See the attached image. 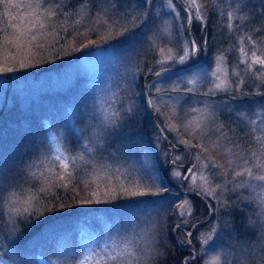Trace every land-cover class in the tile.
Wrapping results in <instances>:
<instances>
[{
	"label": "rangeland",
	"instance_id": "1",
	"mask_svg": "<svg viewBox=\"0 0 264 264\" xmlns=\"http://www.w3.org/2000/svg\"><path fill=\"white\" fill-rule=\"evenodd\" d=\"M180 1L172 0L174 8L167 6L168 0L149 4L144 0H46L41 7L35 6L39 0H10L11 4L33 5L20 10L0 4V69H12L0 71V109L7 91L13 105L16 100L24 106L29 96L49 99L51 138L67 136L77 149L67 151L62 141L52 140L46 151L54 152L59 143L58 154L68 160L69 168H75L78 180L90 181L83 199L101 201L71 206L76 213L80 210L86 222L61 231L54 240L59 255L46 249L52 256L42 258V264H90L96 254L93 249L103 252L96 247L103 239V247L116 250V256L111 253L114 264H164L169 257L179 261L172 233L189 252L184 264H264V181L254 179L264 175V150L260 148L264 99L239 95L240 91L264 92V68L252 64L251 56L253 50L257 56L264 55V40L252 45L245 26L235 23V8H230V17L220 12L217 18L215 45L207 25V52L201 51L195 64L190 60L181 64V47L190 48L188 30L180 27L186 9L181 5L188 7L191 0ZM196 3L202 5L200 14L208 24L205 2ZM191 11L195 16V10ZM23 13L27 15L21 21ZM9 16H17L11 23L21 26L11 27ZM192 31L199 45L200 30L194 21ZM241 47L247 57L239 52ZM162 68L170 69L154 74ZM221 80L230 88L240 80L243 84L235 96L210 92ZM124 84L123 91L130 92L128 100L118 96ZM62 89L69 90L68 96L57 94ZM121 99L127 101L134 124L146 128L149 142L135 135L136 130L124 132V126L110 135L109 125H104L110 110L107 105ZM253 100L256 103H250ZM71 107L87 126L84 133L73 128ZM250 134L261 141L251 139ZM237 143L239 148L234 146ZM73 156H83V160H72ZM173 161L177 167H172ZM163 167L175 186L186 189L177 197L175 190L164 187ZM244 167L252 169V177L234 175ZM171 172L181 175L173 177ZM204 187L214 191V198L203 192ZM27 188L13 192L1 208L0 218L3 214L9 225L7 233L19 220L39 219L47 200H63L58 188ZM124 190L159 195L131 197L122 194ZM25 201H30L29 213L13 211ZM90 213L94 214L91 219H98L90 221ZM12 249L0 246L6 253L1 254L7 260L4 264H16Z\"/></svg>",
	"mask_w": 264,
	"mask_h": 264
},
{
	"label": "trees",
	"instance_id": "2",
	"mask_svg": "<svg viewBox=\"0 0 264 264\" xmlns=\"http://www.w3.org/2000/svg\"><path fill=\"white\" fill-rule=\"evenodd\" d=\"M203 1L209 12L207 25L210 30L209 37L211 42L212 37L216 36L215 30L217 29V18L220 12L226 16L230 8H235L237 12V14L233 13L235 15V23L245 26L247 34L252 35L254 37L252 38L261 45L262 40H264V32H260L259 35H257V32L264 29V0H231L230 3H227L226 0ZM226 17L228 18V16ZM263 47L264 44L262 48ZM115 84L119 86L118 82ZM123 89H125V84L119 89L118 96L120 93L121 97H119L123 99L124 96L125 99L130 96V92L123 91ZM68 91L62 89L58 91L57 94L66 96ZM52 94H50V97H52ZM8 96L9 92L7 91L3 101L4 106L0 109V215L2 213L1 208L2 206L5 207L10 195L13 192L16 193L17 191L28 189L27 187L40 189V187L51 186L58 188L62 192L63 200H61V202H59V199L47 200V204H43L44 209L39 219L36 221L34 219L35 222L19 220L20 223L15 226L14 230L12 229L11 232L8 233L7 230L9 225L3 220L4 215L2 214V219L0 218V220L3 221H0V246L7 245L13 248L12 251L15 253L14 257L16 264H42V258H45V256L50 257L52 255H59L54 240L61 234V231L66 232L73 230L82 221L86 222L82 219V215L79 214L80 210L77 211V215V213L72 210L73 208L71 206L84 200L83 197L87 193L88 188H90V181L80 182L77 178L75 168L73 167L66 170H62V166L57 167V164L61 162H57L54 158L55 155L58 154L56 153V149L49 154L48 159H43L37 152V148H41V151H46L51 147L52 138L50 132L53 127L48 124V120L52 116L50 115V108H52L50 100L35 99L29 96L26 97L27 101L24 106H21L16 100L14 103L17 104L13 105V102H10ZM122 99L119 102L107 105L110 110L106 119L115 121L113 124L104 123L107 127L109 125L108 128L111 131L110 135L116 134L118 129L122 131V127L124 126V132H128V129L136 130L135 135H141L144 137V141L149 142V134L146 128L143 125L139 127L134 124V117L129 115L127 109V101L124 102ZM126 100H128V98ZM72 109L73 107H71L70 112L73 128H77L79 132L84 133L87 126H85L83 120L76 115V109H74L75 111ZM97 111H95V114H97ZM135 126H138L140 129L135 128ZM67 127L70 126L67 125ZM112 127L115 128L112 130ZM14 129H17V131L12 135ZM10 137H15V139ZM254 137V134H250L251 139H254ZM57 138L63 142L67 151L77 149V144L73 140H67V136H58ZM45 144L47 145L46 149L42 147V145ZM33 160H36V165L34 167H28V165L32 164ZM40 160H43L42 164ZM57 172L63 175L64 178L62 181L56 179ZM162 181L167 190L176 191V197L179 193H183L170 186L164 177ZM61 184L64 185L63 188L60 187ZM172 202L170 205L173 204ZM68 206L71 207V210L67 208ZM90 207H92V205H89L87 208ZM93 215L91 216L90 213V221L98 219V217L91 219L94 217ZM200 219L203 220V218ZM90 224L93 223L90 222ZM45 228H48L49 231H44ZM101 236H103L102 232L100 233V237ZM171 236L173 240L172 247L178 249L176 258L180 260L176 261L169 257L164 261V264H184L182 260L190 257L188 254L189 252L186 247L179 244L173 233ZM103 238H105V236ZM13 240L14 242H12ZM6 241L11 243L8 244ZM42 241L46 242L45 248L42 247ZM103 242L104 239L96 244V247H100L103 252L98 248L97 250L93 249V251H96V254L88 261L91 262L90 264H114L111 259V253L116 256V250L109 246L103 247ZM46 249H49L52 255H47L45 253ZM1 254L6 253L0 250V255ZM107 257H110V260H108Z\"/></svg>",
	"mask_w": 264,
	"mask_h": 264
},
{
	"label": "snow or ice",
	"instance_id": "3",
	"mask_svg": "<svg viewBox=\"0 0 264 264\" xmlns=\"http://www.w3.org/2000/svg\"><path fill=\"white\" fill-rule=\"evenodd\" d=\"M144 3L145 4H149L151 3V0H144ZM0 4H3L5 6V8H9V7H14L16 8L17 10H20L22 7H33V5H26V6H22L21 4H11L10 3V0H0ZM46 4V0H39V2L35 5L36 7H41V6H45ZM169 8H174V4L172 2V0H168V5H167ZM181 7L183 8V5H181ZM202 5H199L196 3V0H191V3H189L188 5V8L187 9H184V20L181 22L180 24V27L181 28H187L188 30V33H189V44H190V48L189 49H185L183 47H181L180 51L183 52V55H180L178 57V60L181 64L185 63L186 61H191V63L195 64L197 59H198V55L201 51L203 52H207V46H208V38L206 36V30H207V23L205 22V19H204V16L200 14V9H201ZM189 9L191 10H195V13L196 15L194 16L192 14L191 11H189ZM173 15H177L176 13H172ZM23 15H27V13H23L21 15V17H19V19L22 21V18H23ZM148 15V14H146ZM221 15H223V13H221ZM227 15L230 17L231 16V13H227ZM18 17L17 16H9V23L11 24V27L13 28H19L21 25L20 24H15V23H11L12 21H15L17 20ZM193 21L195 23V25L197 26V28L200 30V44L197 45L196 44V41H195V38L192 36V31H191V27H192V24H193ZM31 23V22H30ZM33 27H35V24L32 25ZM229 28L231 29V25H229ZM236 30H239V27H237ZM260 32H264V29H261L257 32V35H259ZM246 38L249 40V42L252 44V45H255L256 44V41L255 40H252V37L250 35L246 36ZM33 39H35V37H33ZM107 39V38H105ZM212 42H213V45H215V37H212ZM92 43H96L95 41H93ZM239 52L240 53H243L245 57H247L248 53L245 51V49L243 47L239 48ZM251 56H252V64L254 65H260L261 68H264V55H260V56H257L256 55V51L253 50L252 53H251ZM173 57H169V60H172ZM215 59L216 57H214V62H215ZM243 63L247 64V59H245L243 61ZM21 67H24L25 65L23 64V62H21ZM250 67V65H249ZM0 71H3V72H10L12 71V69L10 68H3V69H0ZM236 75L238 76L239 73H236ZM212 76H216V72H212ZM262 83H264V80H262ZM243 84V80H240L237 84V86L235 88H230L223 80H221L219 83H216L214 85V88L212 89H209L210 92H214V91H224V92H231V94L233 96H235L237 94V90L239 89L240 85ZM188 91H191V89H188ZM239 95L241 96H248V95H253V96H260L262 99H264V92H256V93H248V92H243V91H240L239 92ZM250 103H256V101H250ZM240 115H243V114H240ZM105 123L107 124H113L115 123V121L109 119V120H106ZM197 127L199 128L200 125L198 124ZM221 128L223 127L222 125L220 126ZM234 135H235V132H234ZM221 136L224 137V138H228L226 133H223L221 132ZM254 139L258 142L261 141V137L257 136V137H254ZM52 140L53 141H58V138L53 135L52 136ZM182 143H186L185 141H182ZM235 147L239 148L240 145L237 143L234 145ZM43 148H47V145H42ZM260 148L261 150H264V142L260 143ZM55 149H56V153H60L61 152V146L59 143H57L55 145ZM227 152L231 153L232 152V149L230 148H226L225 149ZM205 151H207V149H205ZM37 152L39 153V156L42 157L43 159H48V156H49V151H41V148H37ZM252 155L255 157L256 156V153L253 152ZM55 160L57 162H61V163H58L57 164V167H61L62 166V170H66L69 168V163H68V160L60 155V154H57L55 155ZM72 160H83V156H80V157H71ZM41 164L43 163V160H40ZM229 163L231 164V161H229ZM245 165L247 164V161L245 160ZM36 165V160H33L32 164L31 165H28V167H34ZM177 163L176 161H173L172 162V167H177ZM214 167L216 168H223L222 165H219V164H215ZM256 167H261V165L259 163H257ZM191 171V170H189ZM221 175H226L227 173L226 172H222V173H219ZM243 174H247L249 177H252L253 173H252V169L251 168H248V167H244L242 172H234V175L235 176H241ZM171 176L173 177H180V172H171L170 173ZM63 175H61L60 172H57L56 173V179L57 180H63ZM254 179L256 180H260V181H264V175H257L254 177ZM193 183H194V180H193ZM207 183V181L205 182ZM61 188L64 187L63 184L60 185ZM41 191L43 192L44 189H41ZM203 192L210 196V197H213L214 198V191L212 190H209L207 187H204L203 188ZM122 194H126L128 196H131V197H135V196H143V195H146V194H151V195H159V193H144V192H128L127 190H124V193ZM93 196H97L98 193L96 192H93L92 193ZM53 199H55V197H53ZM93 202H96V203H100L101 201L97 200V201H92V200H82L80 201V203H93ZM225 207H227V205H225ZM13 211L15 212H23V213H29L30 212V201H25L24 204H21L19 207H16V208H13ZM29 219H31V216H29ZM177 228L180 227V225H176ZM187 236H191V233H186ZM205 243H208V240H205Z\"/></svg>",
	"mask_w": 264,
	"mask_h": 264
},
{
	"label": "water",
	"instance_id": "4",
	"mask_svg": "<svg viewBox=\"0 0 264 264\" xmlns=\"http://www.w3.org/2000/svg\"><path fill=\"white\" fill-rule=\"evenodd\" d=\"M178 1L181 2L180 0H178ZM181 4H182V3H181ZM183 6H184L186 9L188 8V7L185 6L184 4H183ZM189 11H191V10L189 9ZM191 12H192V11H191ZM191 31H192V30H191ZM192 36H193V33H192ZM193 37H194V36H193ZM167 69H170V68H162V69L156 71L154 74H157V73H160V72L166 71ZM149 103H150V106H153V104H152L150 98H149ZM163 175H164L165 180H166L171 186H173V187H175V188H177V189L185 190V189H183V188H180V187H178V186H175V185L169 180V178H168V176H167V173H166V171H165V167L163 168ZM208 204H209V203H208Z\"/></svg>",
	"mask_w": 264,
	"mask_h": 264
},
{
	"label": "bare ground",
	"instance_id": "5",
	"mask_svg": "<svg viewBox=\"0 0 264 264\" xmlns=\"http://www.w3.org/2000/svg\"><path fill=\"white\" fill-rule=\"evenodd\" d=\"M193 33V32H192ZM194 36V35H193ZM195 38V37H194ZM147 95H148V93H147ZM174 189H176V190H178V191H182V192H184L185 190H181V189H177V188H175V187H173ZM181 188V187H180ZM184 189V188H183Z\"/></svg>",
	"mask_w": 264,
	"mask_h": 264
}]
</instances>
